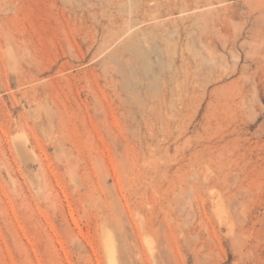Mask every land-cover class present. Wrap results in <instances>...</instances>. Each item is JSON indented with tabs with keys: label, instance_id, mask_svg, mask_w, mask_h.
Instances as JSON below:
<instances>
[{
	"label": "rangeland",
	"instance_id": "374dc122",
	"mask_svg": "<svg viewBox=\"0 0 264 264\" xmlns=\"http://www.w3.org/2000/svg\"><path fill=\"white\" fill-rule=\"evenodd\" d=\"M263 32L264 0H0V264H264Z\"/></svg>",
	"mask_w": 264,
	"mask_h": 264
},
{
	"label": "bare ground",
	"instance_id": "6f19581e",
	"mask_svg": "<svg viewBox=\"0 0 264 264\" xmlns=\"http://www.w3.org/2000/svg\"><path fill=\"white\" fill-rule=\"evenodd\" d=\"M254 8H255V7H254ZM261 16H262V15H261ZM257 19H259V17H258ZM262 23H263V22H262ZM262 23H259V24H262ZM256 26H257V25H256ZM258 27H259V26H258ZM259 29H260V28H259ZM263 33H264V32H263ZM256 34H257V33H256ZM258 34H259V33H258ZM258 37H259V36H258ZM258 37H257V38H258ZM261 37H262V35H261ZM261 37H259V38H261ZM259 38H258V40H259ZM261 40H262V39H261ZM262 41H263V40H262ZM108 240H109V239H108ZM110 242L112 243V241H109V244H110ZM110 245H111V244H110ZM111 246H112V245H111ZM111 246H109V250H110V252L113 250ZM110 248H111V249H110ZM109 250H107V251L109 252ZM111 253H113V252H111ZM111 253H109V254L111 255ZM109 254H108V255H109ZM112 256H114V253H113V255L110 256V257H111L110 259H112V263L115 264L117 261L114 262V261H115V260H114L115 257H112ZM117 264H118V263H117Z\"/></svg>",
	"mask_w": 264,
	"mask_h": 264
}]
</instances>
